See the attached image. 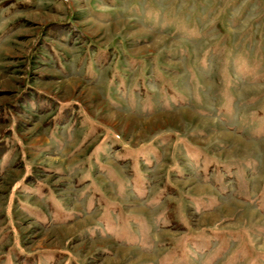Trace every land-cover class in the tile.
<instances>
[{
  "label": "rangeland",
  "instance_id": "rangeland-1",
  "mask_svg": "<svg viewBox=\"0 0 264 264\" xmlns=\"http://www.w3.org/2000/svg\"><path fill=\"white\" fill-rule=\"evenodd\" d=\"M0 264H264V0H0Z\"/></svg>",
  "mask_w": 264,
  "mask_h": 264
}]
</instances>
